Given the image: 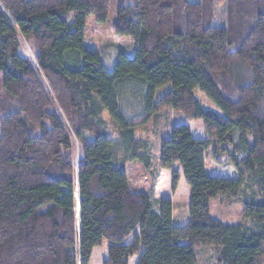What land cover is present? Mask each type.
Returning <instances> with one entry per match:
<instances>
[{
  "label": "trees",
  "instance_id": "1",
  "mask_svg": "<svg viewBox=\"0 0 264 264\" xmlns=\"http://www.w3.org/2000/svg\"><path fill=\"white\" fill-rule=\"evenodd\" d=\"M123 1L113 33L131 45L108 71L85 26L103 28L111 0H0V264H89L104 242L101 264H198L202 248L217 264H264V0H228L225 28L213 0ZM167 109L207 136L175 125L159 147L173 193L188 195L178 226L127 168L141 164L135 129ZM246 190L256 231L211 216V200Z\"/></svg>",
  "mask_w": 264,
  "mask_h": 264
},
{
  "label": "rangeland",
  "instance_id": "2",
  "mask_svg": "<svg viewBox=\"0 0 264 264\" xmlns=\"http://www.w3.org/2000/svg\"><path fill=\"white\" fill-rule=\"evenodd\" d=\"M192 3H198L200 0H189ZM213 26L218 28H225L227 25L228 15V0H213ZM125 5L123 0H111L108 11L107 22L101 29H94V17L89 16L86 20L85 26V39L88 45V39L91 36H96L105 45L101 52L102 61L108 71H111L117 58V51L120 49H127L131 45L129 38L118 37L113 33V27L116 21L117 10L120 6ZM120 48V49H119ZM126 55L131 56L132 51H124ZM170 87L166 86L156 92L157 96L161 95L164 91L169 90ZM137 96L140 94L138 88L135 91ZM195 98L200 102L204 110H209L222 116V112L209 100L206 95L199 89L194 90ZM136 100L130 99V104ZM104 119L110 126V118L107 114L103 115ZM175 125H184L192 133L193 137L198 139H207L204 133V123L199 121H187L181 114L167 109L164 112L154 116L143 126L135 129L136 135L143 141L144 147L141 152V164L134 162L127 166L129 171V179L131 184L138 190L152 191L156 185V181L160 180L161 192L157 193V198L169 197L172 203V220L174 225H182L188 218V203L186 187L181 183L177 188V192L173 193L172 188L168 187V176L166 172H161L159 169V147L163 140L168 139L170 130ZM111 136L115 135L112 129H109ZM237 139V135H236ZM221 152V159L224 160L228 154L232 152V147L224 146ZM242 156L239 155L238 158ZM169 172V171H168ZM171 174V173H170ZM171 176V175H170ZM159 177V178H158ZM156 192V191H155ZM251 198L249 190L243 191L239 194L238 198L229 204L222 198H217L210 201V214L214 219L230 225L242 224L250 231H256L255 224L251 220L243 219V207L246 202ZM153 209L155 204L153 203ZM107 243L104 242L102 247L93 250L89 264H101V261L106 252ZM199 254L198 264H217L216 253L213 249L202 248L197 250ZM134 262V261H133Z\"/></svg>",
  "mask_w": 264,
  "mask_h": 264
},
{
  "label": "crops",
  "instance_id": "3",
  "mask_svg": "<svg viewBox=\"0 0 264 264\" xmlns=\"http://www.w3.org/2000/svg\"><path fill=\"white\" fill-rule=\"evenodd\" d=\"M161 172H166L167 173V175H169L168 176V184H169V186L168 187H171V174H170V172H168V171H166V170H160V173ZM159 178V177H158ZM156 185L154 186V190H153V192H152V201H154V202H156L157 200H169L170 198L169 197H167V198H161V199H158L157 198V193H160L161 192V190H159L160 189V186H161V184H160V180L158 179V181H156V183H155ZM156 191V192H155Z\"/></svg>",
  "mask_w": 264,
  "mask_h": 264
},
{
  "label": "water",
  "instance_id": "4",
  "mask_svg": "<svg viewBox=\"0 0 264 264\" xmlns=\"http://www.w3.org/2000/svg\"><path fill=\"white\" fill-rule=\"evenodd\" d=\"M77 203H78V210H79V202L77 201Z\"/></svg>",
  "mask_w": 264,
  "mask_h": 264
}]
</instances>
